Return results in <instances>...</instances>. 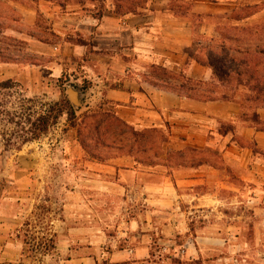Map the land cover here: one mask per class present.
<instances>
[{
  "label": "crops",
  "instance_id": "crops-1",
  "mask_svg": "<svg viewBox=\"0 0 264 264\" xmlns=\"http://www.w3.org/2000/svg\"><path fill=\"white\" fill-rule=\"evenodd\" d=\"M120 1L105 0L104 9L96 13L84 6L67 12L45 1L56 42L44 54L52 62L31 67L32 71L16 63H0V80L22 82L36 73L61 74L63 64L70 70L78 65L79 81L93 83L92 88L82 89L79 108L91 99L104 100L136 132L166 131L159 164L145 166L131 155L114 156L93 176L99 181L94 182L95 189L125 193L124 204L130 209L126 242L130 246L113 252L111 262L147 260L152 240L169 244L190 264L220 262L218 254L238 235L235 222L247 221L224 210L264 203V105L245 101L250 94L245 86L212 89L229 99H193V86L186 81L204 83L212 78V70L193 57V14L229 17L237 11L236 5L232 0H200L195 3L205 9L193 13V0H148L145 8L136 10ZM15 9L29 16L31 24L38 14ZM261 18L257 12L252 20L261 23ZM201 29L211 43L217 39V25ZM155 70L183 78L177 82ZM102 174L117 177V182L103 184ZM249 191L253 198L239 199ZM223 193L233 197L225 200ZM14 200L0 190V264H15L19 256L9 238L19 219Z\"/></svg>",
  "mask_w": 264,
  "mask_h": 264
},
{
  "label": "rangeland",
  "instance_id": "rangeland-1",
  "mask_svg": "<svg viewBox=\"0 0 264 264\" xmlns=\"http://www.w3.org/2000/svg\"><path fill=\"white\" fill-rule=\"evenodd\" d=\"M45 1L61 6L63 11L67 12L75 11L78 6H84L87 7L85 9L96 13L97 9L103 10L105 5V0H0L1 64L16 63L23 69H31L35 66H47L52 62L51 57L44 54L46 47L49 48L51 43L56 42L54 33L50 31L51 19L45 13L47 6ZM125 1L133 3L135 10L145 8L148 3V0L120 2ZM217 1L225 3L226 0ZM232 1L237 8L232 16L247 18L245 24L234 26L236 24L234 19L230 20V16L222 15L203 18L199 22L193 18L194 58L209 60L214 56L211 54L213 48L220 47L218 43L221 40L211 43L209 37L200 33L201 26L217 25V32L222 35V40H227L224 41L226 58L232 56L240 58L248 47L256 45L255 41L264 40V34L260 37L254 35L252 31L260 22L252 20L254 14L248 17L253 11L261 12V23L264 24V0ZM195 2L201 1L193 0V13L205 9L203 5ZM253 6L256 7L251 10ZM15 8L38 11L34 16L33 24L29 16L24 17ZM232 27H235L234 31ZM239 29L245 30L238 32ZM236 39H240V42ZM238 48L242 52L241 55L235 51ZM253 53L252 50L249 56ZM236 67L228 62L224 69L225 73H229V76L235 79ZM73 68L70 70L63 64L61 74L56 72L55 75L48 76L35 72L37 75L33 74L31 80L10 81L5 89L0 85V190H4L7 196L15 199L13 211L19 215L18 222L14 227L11 226L12 232L9 234L15 250L19 249L15 264L32 263L21 259V254L25 250V237L28 241L31 240V243L32 240L38 242L54 237L58 253L63 260H67L61 264H100L105 260L111 261L113 252L126 250L127 246H130L126 243L130 235L127 231V215L130 209L124 204L126 195L120 191L117 195L112 194L106 188L95 189L94 182L98 180L93 176L100 173L99 170L108 167L111 156H123L128 152H132L131 156H134L137 162L145 166H155L160 163L158 158L163 154V146L167 141L166 131L162 129L137 131L138 138L144 139V145H140L141 142L134 145L131 135L117 138L115 133L111 132L109 136H104L106 125L117 127L111 116H115L121 123L125 122L111 111L104 100L94 102L91 99L84 107L79 109L72 107L66 95V87L82 86L81 89L87 90L89 86L90 88L93 86L92 81H79L76 74H81L80 68L78 65ZM258 70L256 71L258 74L263 73L262 69ZM154 72L177 82L183 78L181 75L169 72L157 70ZM3 82L5 81L0 80V83ZM204 83L206 86L201 88L206 91L212 90L211 85L216 87L215 89L221 87L217 79H213V74L211 80ZM229 86H235V82L230 83ZM247 87L251 86L247 85ZM64 99L69 101L76 118L63 116L45 135L36 141L24 144L23 140L31 137L30 124L35 118ZM106 114L108 116L106 125L101 127L99 133L102 140H106V145L104 148L96 147L95 141L93 142L95 135L90 131L88 117ZM4 152L7 154L4 155ZM189 152L187 151L188 154ZM95 155L100 156V161L96 160ZM100 176L103 184L117 182V177L109 174ZM232 197L228 193L222 194L225 200H230ZM244 198H253V193L244 192L239 199ZM224 211L231 216H244L247 221L235 222L238 224L235 228L238 229V235L236 239H232L230 246L229 244L226 246L222 254H218L221 258L220 262L201 260L197 264H264V222L259 223L261 219L264 220V203L252 208L231 207ZM161 242L166 245L161 246L163 243L151 241L148 258L150 261L170 264L168 260L170 257L184 264H190L187 259L181 258L171 250L169 244ZM174 242L179 240L176 239ZM164 248L165 251L162 250ZM43 262L46 264L47 260L44 259Z\"/></svg>",
  "mask_w": 264,
  "mask_h": 264
},
{
  "label": "trees",
  "instance_id": "trees-1",
  "mask_svg": "<svg viewBox=\"0 0 264 264\" xmlns=\"http://www.w3.org/2000/svg\"><path fill=\"white\" fill-rule=\"evenodd\" d=\"M128 2V1H127ZM131 2H133L131 0ZM130 5L129 9L130 10H135L133 8V3H129ZM256 6H253L251 10H254L253 8ZM247 9L249 7H246ZM128 9V10H129ZM255 14L253 11L248 15V17L251 15ZM234 15V14H233ZM101 16V15H100ZM99 16V18H100ZM247 17V15H245ZM233 17V18H232ZM98 18V19H99ZM193 18L199 22V20L203 18H210L207 15H198V14H193ZM230 20L234 19L233 21L235 23H242L245 22L247 18L245 17H240V16H230ZM255 28L252 29L254 31V35H261L264 34V24L260 23L257 26H254ZM233 31L235 30V27H232ZM238 28V27H236ZM245 29L238 30L239 31H244ZM251 34V33H250ZM221 40L218 44H220V47L213 48L211 54L214 55L211 59L203 60L200 58H195L196 61L205 66L209 67L212 70L213 74V79L216 78L218 83L223 86H229L230 83L235 82V86H245L247 85L251 87H247L249 90V95H246L245 101L247 102H255V103H261L264 105V40L258 39L254 43L253 47H248L247 50L244 51L242 57L236 58V57H225V47H224V41L227 40H222V35L218 32V37L216 40H213V43H217V40ZM235 40V39H234ZM238 39H236L237 41ZM80 42V41H79ZM240 42V39L238 40ZM252 46V45H251ZM253 50V55L249 56L250 52ZM205 51V50H203ZM237 54L241 55L242 52L240 51V48L235 50ZM210 54V53H209ZM249 56V57H248ZM228 62L231 63V65H236V69H234L235 72V79L229 76V73H225V68L228 65ZM239 65V66H238ZM248 65V66H247ZM260 68V69H259ZM259 69V70H258ZM263 71V73H257L256 71ZM187 84H191L193 86V96H190V98L193 99H199V100H216L218 98L221 99H229V96L226 95H215L213 90H202V86H206V83L200 82V81H186ZM10 83V81H5L3 83H0L4 89L6 88V85ZM209 86V85H208ZM211 89H214L212 85L210 86ZM63 116H67L68 118H76L75 117V112L72 109L71 105L69 104V101L67 99H64L61 101V103H56L52 106L49 107V110H47L45 113L39 114L35 118V120L30 124L31 130H30V138L24 139L23 143H30L33 141L38 140L40 137L45 135L49 128L53 125H55L59 119H61ZM111 118L114 121V124L117 125L116 128L112 126H107L106 121L108 119L107 114L106 115H98V116H92L88 117L90 120L89 123V128L90 131L94 133V139L93 142L95 141V146L96 147H102L104 148L106 145V140H102V136L99 134L101 127L105 126L104 136H109L111 132L115 133V137L117 138H122L125 137V135H131L132 139L131 141L133 142L134 145L139 144L144 145L145 141L144 139L140 140L138 132L133 130L131 126L127 125L126 123H121L118 119H116L115 116H111ZM131 150V149H130ZM122 153V152H121ZM132 152H128L127 155H131ZM114 156H120V155H114ZM111 156V157H114ZM97 157L96 160L100 161V156L95 155ZM100 158V159H99ZM157 165V164H156ZM30 241V242H29ZM27 239L25 237L24 239V247L25 250H23L21 254V259L24 260H29L30 262L36 263V264H44L43 260L46 259L47 263L46 264H61L63 260L61 255L58 253L56 249V242L55 238L52 237L50 239H43L41 241L37 240H32L33 243H31V240ZM170 260V264H184L180 260L173 259V258H168ZM99 264V263H96ZM100 264H159L158 262H153L150 261V259L144 260V261H124V262H119V263H114L111 261H103Z\"/></svg>",
  "mask_w": 264,
  "mask_h": 264
},
{
  "label": "water",
  "instance_id": "water-1",
  "mask_svg": "<svg viewBox=\"0 0 264 264\" xmlns=\"http://www.w3.org/2000/svg\"><path fill=\"white\" fill-rule=\"evenodd\" d=\"M83 90L77 86L70 85L66 87V95L73 108L77 109L81 105Z\"/></svg>",
  "mask_w": 264,
  "mask_h": 264
}]
</instances>
